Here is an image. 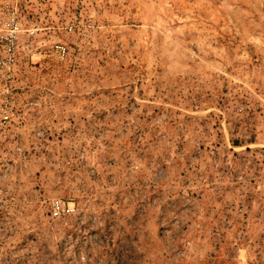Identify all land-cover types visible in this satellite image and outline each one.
Returning <instances> with one entry per match:
<instances>
[{
	"label": "rangeland",
	"instance_id": "rangeland-1",
	"mask_svg": "<svg viewBox=\"0 0 264 264\" xmlns=\"http://www.w3.org/2000/svg\"><path fill=\"white\" fill-rule=\"evenodd\" d=\"M16 1L0 264H264V0Z\"/></svg>",
	"mask_w": 264,
	"mask_h": 264
},
{
	"label": "built area",
	"instance_id": "built-area-1",
	"mask_svg": "<svg viewBox=\"0 0 264 264\" xmlns=\"http://www.w3.org/2000/svg\"><path fill=\"white\" fill-rule=\"evenodd\" d=\"M20 5L16 0H0V92L10 94L12 91L13 77L20 60L26 55L27 46L24 37L32 34V31L24 29ZM55 52L59 59L63 60L67 55L65 45H54ZM11 104L0 103L1 122L6 124L10 115ZM6 136L3 127L0 126V145ZM51 217L61 218L74 212L72 203H65L61 200H53L50 203Z\"/></svg>",
	"mask_w": 264,
	"mask_h": 264
}]
</instances>
